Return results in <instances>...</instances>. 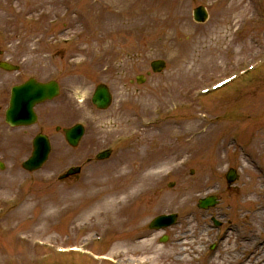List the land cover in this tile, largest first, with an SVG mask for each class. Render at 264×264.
I'll return each mask as SVG.
<instances>
[{"label": "rangeland", "instance_id": "rangeland-1", "mask_svg": "<svg viewBox=\"0 0 264 264\" xmlns=\"http://www.w3.org/2000/svg\"><path fill=\"white\" fill-rule=\"evenodd\" d=\"M199 6L210 12L206 25L193 22ZM17 40L23 46L10 50L29 53L31 64L38 56L41 77L55 72L71 95L49 109L56 121L68 114L75 122L83 111L87 133L75 150L56 135L38 173L23 171L22 160L2 162L0 264H264V0H0V49ZM155 60L166 61L162 74L131 83ZM99 84L113 93L106 112L91 104ZM108 148L112 156L97 161ZM77 166L80 177L59 180ZM231 168L239 178L229 187ZM154 174L148 189L126 199L125 213L105 215L115 192ZM211 195L219 206L198 210ZM164 214H178V225L148 230ZM38 241L88 247L58 254Z\"/></svg>", "mask_w": 264, "mask_h": 264}, {"label": "bare ground", "instance_id": "bare-ground-1", "mask_svg": "<svg viewBox=\"0 0 264 264\" xmlns=\"http://www.w3.org/2000/svg\"><path fill=\"white\" fill-rule=\"evenodd\" d=\"M218 92V91H217ZM156 175L154 174L153 177H151V175L145 176V177H140L137 178L136 180H134L128 187H122L120 191L115 192V194H113L114 200L112 201V203H107L103 206V212H105V214L108 216L109 214H112V210L116 213V212H120L124 210L125 207V201L127 199V196L130 197L133 194L139 193L141 192L143 189H148V185H149V181L150 179L153 180L154 177ZM110 183H118V181L116 182H110ZM108 190L102 191L99 194H103V193H108ZM133 193V194H132ZM260 217H261V221L264 223V211L260 213ZM180 246L183 247L184 244L182 241L179 242ZM182 252V253H181ZM180 255H183V253L185 252V250L182 248L181 249ZM236 259L233 258L231 264H240L238 263H234L233 261H235ZM213 262H216L215 260ZM228 261L223 262V264H226ZM258 263H262V261H258Z\"/></svg>", "mask_w": 264, "mask_h": 264}, {"label": "water", "instance_id": "water-1", "mask_svg": "<svg viewBox=\"0 0 264 264\" xmlns=\"http://www.w3.org/2000/svg\"><path fill=\"white\" fill-rule=\"evenodd\" d=\"M196 16V19L199 21V22H205L206 19H207V14L205 13V11L203 9H200L196 12L195 14ZM162 69V67H158L156 71H160ZM95 103L98 104V106L100 108H106L109 104V97H108V94L106 92H98L96 94V97H95ZM77 139V138H76ZM74 142V140H73ZM75 144V143H74ZM44 152H45V155L43 156L42 159H37V156L39 155V153L37 152L36 153V159L35 160H31L29 161L27 164H25V167L29 170H35L37 168H39L42 163L45 161L46 157H47V154H48V148L46 147L44 149ZM165 220H170L168 222V225H170L171 223H173V220L172 218H167V219H159L157 221V224L158 225H161V222L165 221Z\"/></svg>", "mask_w": 264, "mask_h": 264}, {"label": "flooded vegetation", "instance_id": "flooded-vegetation-1", "mask_svg": "<svg viewBox=\"0 0 264 264\" xmlns=\"http://www.w3.org/2000/svg\"><path fill=\"white\" fill-rule=\"evenodd\" d=\"M24 81L22 76H12V75H6V77L2 80V102H1V108L3 112L8 111L10 101H11V90L14 86L22 83ZM8 130L7 132L9 134H15V132L10 131L9 127L7 126ZM32 138V133L28 131H23L19 135V139L22 141H28Z\"/></svg>", "mask_w": 264, "mask_h": 264}]
</instances>
